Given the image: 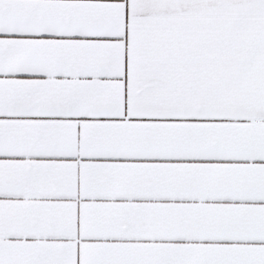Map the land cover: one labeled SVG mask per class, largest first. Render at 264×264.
<instances>
[{
  "label": "snow or ice",
  "instance_id": "obj_1",
  "mask_svg": "<svg viewBox=\"0 0 264 264\" xmlns=\"http://www.w3.org/2000/svg\"><path fill=\"white\" fill-rule=\"evenodd\" d=\"M0 264H264V0H0Z\"/></svg>",
  "mask_w": 264,
  "mask_h": 264
}]
</instances>
